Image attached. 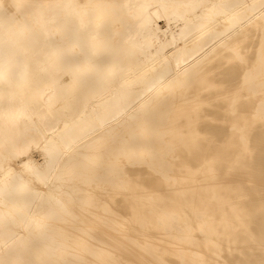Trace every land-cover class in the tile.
Wrapping results in <instances>:
<instances>
[{"label":"bare ground","instance_id":"6f19581e","mask_svg":"<svg viewBox=\"0 0 264 264\" xmlns=\"http://www.w3.org/2000/svg\"><path fill=\"white\" fill-rule=\"evenodd\" d=\"M0 264H264V0H0Z\"/></svg>","mask_w":264,"mask_h":264}]
</instances>
